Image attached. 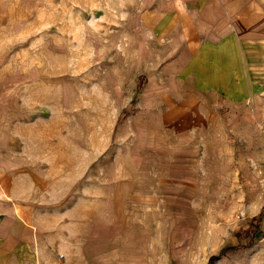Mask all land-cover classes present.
Wrapping results in <instances>:
<instances>
[{"label":"crops","instance_id":"crops-1","mask_svg":"<svg viewBox=\"0 0 264 264\" xmlns=\"http://www.w3.org/2000/svg\"><path fill=\"white\" fill-rule=\"evenodd\" d=\"M121 3L120 29L108 39L121 58L111 72L129 91L123 105L136 104L122 132L127 145L108 149L100 169L96 161L80 168L74 156L86 153L81 148L59 152L42 142L26 146L25 157L9 147L4 159L0 147V264H145L138 209L145 186L172 206L210 186L226 163L252 155L256 168L264 132V0ZM230 134L246 139L248 151L230 144ZM56 153L73 157H45ZM127 186L133 189L125 195ZM248 199L241 229L261 216L260 240L222 256L232 264H264V199L259 212L256 197ZM168 212L177 218V210Z\"/></svg>","mask_w":264,"mask_h":264},{"label":"rangeland","instance_id":"rangeland-1","mask_svg":"<svg viewBox=\"0 0 264 264\" xmlns=\"http://www.w3.org/2000/svg\"><path fill=\"white\" fill-rule=\"evenodd\" d=\"M122 5L121 0H0L1 158L9 157V147L25 157L26 146L43 142L59 152L84 149L86 153L74 156L80 157V168L91 164L92 169L96 161L100 169L111 153L108 149L127 145L122 132L136 104L123 105L129 91L119 89L120 77L111 72L121 58L108 39L120 29ZM140 78L144 82V75ZM261 135L256 168L252 155L250 162L226 163L223 173L214 172L218 179L196 188L186 203L169 206L166 196L144 187L138 209L143 213L145 264L153 259L159 264H208L233 242H249L251 234L239 232L244 230L247 215L242 210L248 197H256L257 212L264 199V132ZM227 141L239 142L248 151L246 139L230 134ZM45 157L51 161L73 156ZM132 189L124 187L125 195ZM169 209L177 210L176 219L169 220ZM152 212L157 217H151ZM224 263L232 264L224 257L213 261Z\"/></svg>","mask_w":264,"mask_h":264},{"label":"trees","instance_id":"trees-1","mask_svg":"<svg viewBox=\"0 0 264 264\" xmlns=\"http://www.w3.org/2000/svg\"><path fill=\"white\" fill-rule=\"evenodd\" d=\"M141 79L142 78H140V83H139L138 88H142V86H143V81H141ZM260 220H261V216L257 219L252 220L250 223V227L247 230H245V231L242 230L239 232V233L245 232L246 234H248V233L251 234L250 240L248 243L238 244V245H230V246H227V247L221 249L218 254H214L210 257L208 264H213V261L215 259H219L220 257L226 255L227 253H229L231 251H235V250H238L240 248L249 247L254 242V240L257 238V235L261 233L260 232ZM254 221L256 222L255 224H254Z\"/></svg>","mask_w":264,"mask_h":264}]
</instances>
